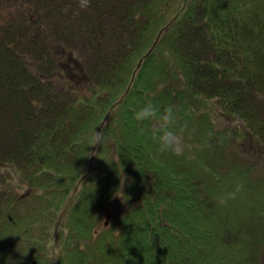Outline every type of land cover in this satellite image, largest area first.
Wrapping results in <instances>:
<instances>
[{
  "label": "trees",
  "instance_id": "obj_1",
  "mask_svg": "<svg viewBox=\"0 0 264 264\" xmlns=\"http://www.w3.org/2000/svg\"><path fill=\"white\" fill-rule=\"evenodd\" d=\"M4 1L0 264H264V0Z\"/></svg>",
  "mask_w": 264,
  "mask_h": 264
},
{
  "label": "clouds",
  "instance_id": "obj_2",
  "mask_svg": "<svg viewBox=\"0 0 264 264\" xmlns=\"http://www.w3.org/2000/svg\"><path fill=\"white\" fill-rule=\"evenodd\" d=\"M157 116L160 118L159 127L156 130L157 139L163 150H170L176 143L173 139L176 119L174 106L169 105L161 112L160 107L155 102L148 100L134 113L135 119L140 123L150 121ZM102 141V133H96L93 137V144H101ZM242 188L243 184H238L232 190L224 192L220 197L221 203L227 204L229 201L236 199Z\"/></svg>",
  "mask_w": 264,
  "mask_h": 264
},
{
  "label": "rangeland",
  "instance_id": "obj_3",
  "mask_svg": "<svg viewBox=\"0 0 264 264\" xmlns=\"http://www.w3.org/2000/svg\"><path fill=\"white\" fill-rule=\"evenodd\" d=\"M1 1H4V0H0V2ZM84 3L86 4L85 0L82 1V4H84ZM17 8H18V6H17L15 1H14V3H11V4L7 3L6 1H4L3 4H0V26L4 25V24H7V22L9 20H13L14 19L13 15L16 14ZM29 14L32 15V12L28 9V15ZM180 135H183V134H180ZM180 135H174L173 139L176 142L175 145H174L175 150L177 152L181 153L186 148H188V137L185 138V140H184L182 138V136H180ZM258 167H259L258 170L256 169L255 171H253V174L255 176H259L260 175L259 173L264 172V161L263 160H262L261 163H258ZM2 174H4V175H7V174L14 175L16 178L18 177V176L15 175V173L13 171L9 170L8 168L0 167V180L3 177ZM13 190L18 195H23V194H26L30 190V188H29L28 185H24L22 183H20V185H19L18 183H16L14 185V187H13ZM123 205H125V204H123L120 200L119 201L115 200V205H114V208H113L115 213H117V214L121 213L123 211V209H124ZM110 206H112V205H110ZM107 215H108V213H106V212L103 213V215L101 217V220H100V223H99V228L100 229H103L104 227L109 225V223H108V225H106Z\"/></svg>",
  "mask_w": 264,
  "mask_h": 264
}]
</instances>
